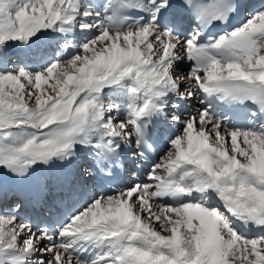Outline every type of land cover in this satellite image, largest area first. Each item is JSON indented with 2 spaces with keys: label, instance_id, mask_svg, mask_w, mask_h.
Wrapping results in <instances>:
<instances>
[{
  "label": "snow or ice",
  "instance_id": "snow-or-ice-1",
  "mask_svg": "<svg viewBox=\"0 0 264 264\" xmlns=\"http://www.w3.org/2000/svg\"><path fill=\"white\" fill-rule=\"evenodd\" d=\"M0 264H264V0H0Z\"/></svg>",
  "mask_w": 264,
  "mask_h": 264
},
{
  "label": "bare ground",
  "instance_id": "bare-ground-1",
  "mask_svg": "<svg viewBox=\"0 0 264 264\" xmlns=\"http://www.w3.org/2000/svg\"><path fill=\"white\" fill-rule=\"evenodd\" d=\"M185 67H186V66H185ZM140 175H141V177H143V173H141Z\"/></svg>",
  "mask_w": 264,
  "mask_h": 264
}]
</instances>
